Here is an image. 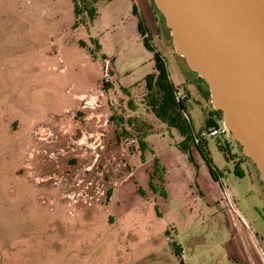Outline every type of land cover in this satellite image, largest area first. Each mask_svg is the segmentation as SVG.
<instances>
[{"label": "rangeland", "instance_id": "374dc122", "mask_svg": "<svg viewBox=\"0 0 264 264\" xmlns=\"http://www.w3.org/2000/svg\"><path fill=\"white\" fill-rule=\"evenodd\" d=\"M142 2L97 0L90 19L0 0V264H264V185L230 132L205 135L213 178L142 101L157 51L194 132L211 107Z\"/></svg>", "mask_w": 264, "mask_h": 264}, {"label": "water", "instance_id": "95a60500", "mask_svg": "<svg viewBox=\"0 0 264 264\" xmlns=\"http://www.w3.org/2000/svg\"><path fill=\"white\" fill-rule=\"evenodd\" d=\"M264 185V0H152Z\"/></svg>", "mask_w": 264, "mask_h": 264}, {"label": "trees", "instance_id": "16d2710c", "mask_svg": "<svg viewBox=\"0 0 264 264\" xmlns=\"http://www.w3.org/2000/svg\"><path fill=\"white\" fill-rule=\"evenodd\" d=\"M97 0H72L75 13H86L88 18H93L96 15L95 2ZM156 10L155 6L153 5ZM133 12L136 11L134 5H132ZM161 16V14H160ZM137 29L141 35L142 42L145 46L150 48L145 36V26L140 19L137 21ZM181 56V55H180ZM153 70L147 72L143 76V94L142 101L144 105L162 122L167 126L174 127L180 135V140L176 142V146L184 151H189L190 144L193 143L197 151L206 161L209 172L213 178H216L214 169L212 168L206 149L205 135L198 136L197 140L194 141L192 138L193 131L190 125L189 118L183 115L185 111L184 103L177 101L174 97V90L176 87L171 82L163 57L157 52L152 53ZM186 65V64H185ZM188 67V66H187ZM193 71V70H192ZM196 75L199 82L198 89L201 91L205 98L209 99L207 83L202 77ZM121 119V117H120ZM221 119L220 110L213 108L204 111L203 116V128L209 126L217 127L218 122ZM129 120V119H128ZM138 147L142 149L144 147V141L141 137L137 139ZM224 153L227 151V147L223 144H218ZM238 172L237 170H235ZM239 173V172H238ZM261 183H263L260 180Z\"/></svg>", "mask_w": 264, "mask_h": 264}, {"label": "built area", "instance_id": "2783aa9c", "mask_svg": "<svg viewBox=\"0 0 264 264\" xmlns=\"http://www.w3.org/2000/svg\"><path fill=\"white\" fill-rule=\"evenodd\" d=\"M174 97L177 101H182L184 102L185 99L187 98L185 96V93L183 91H180L178 89H175L174 90ZM183 115L188 118V115L185 111H183ZM217 129H220V130H224L225 127H224V124L222 122V119H220V125H218L217 127H213V126H209L208 128H203L201 129V131L197 132V133H193L192 135V138L194 141L197 140L198 136H204V135H207V134H213L217 131Z\"/></svg>", "mask_w": 264, "mask_h": 264}, {"label": "crops", "instance_id": "0c3cea01", "mask_svg": "<svg viewBox=\"0 0 264 264\" xmlns=\"http://www.w3.org/2000/svg\"><path fill=\"white\" fill-rule=\"evenodd\" d=\"M141 6L142 7L139 8V11H140L142 17L144 18V21L146 22V25L148 27L150 25L151 11L149 9V6H148L146 0H143ZM185 81L187 82V84H190V82L187 81V78L185 79ZM184 105H185V101H184Z\"/></svg>", "mask_w": 264, "mask_h": 264}, {"label": "flooded vegetation", "instance_id": "af4514ba", "mask_svg": "<svg viewBox=\"0 0 264 264\" xmlns=\"http://www.w3.org/2000/svg\"><path fill=\"white\" fill-rule=\"evenodd\" d=\"M245 163L250 167H252V168H254L255 169V166H254V164L251 162V160L247 157V156H245Z\"/></svg>", "mask_w": 264, "mask_h": 264}]
</instances>
